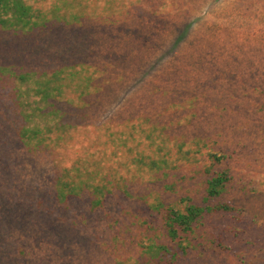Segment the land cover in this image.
<instances>
[{"label": "rangeland", "instance_id": "1", "mask_svg": "<svg viewBox=\"0 0 264 264\" xmlns=\"http://www.w3.org/2000/svg\"><path fill=\"white\" fill-rule=\"evenodd\" d=\"M26 3L34 28L0 25V264H264V0ZM68 66L85 68L53 76ZM162 156L177 167L147 166ZM66 169L106 185L100 204L58 197ZM182 198L235 210L204 212L183 249L164 225Z\"/></svg>", "mask_w": 264, "mask_h": 264}, {"label": "trees", "instance_id": "2", "mask_svg": "<svg viewBox=\"0 0 264 264\" xmlns=\"http://www.w3.org/2000/svg\"><path fill=\"white\" fill-rule=\"evenodd\" d=\"M0 25L4 28H12V27H21V28H34L37 25V22L34 20L33 8L31 5L26 3V0H0ZM78 67L84 69V66H68L64 70L55 72L53 76L55 78H59V74L64 71H68L70 75L76 73ZM24 78V76H21ZM53 81H48V88L41 86L40 84L36 88V93L41 94L42 100H45L50 104L52 101H56L59 99L60 94L57 92V88L51 86ZM89 87H93L92 84ZM38 109V107H37ZM40 109V108H39ZM40 116L47 115L43 108L40 110ZM22 113L26 121H31V114L26 113L25 108L23 107ZM52 113V111H48V115ZM60 128L64 127L65 124L61 123ZM29 131H33L35 135L38 131H41L39 128H24L20 132L21 138L24 140L25 144H29L30 136L28 134ZM50 131V129H48ZM36 137V136H34ZM186 143L178 144L179 150L183 151V146ZM189 153L186 150L183 154V158L189 159L187 156ZM212 161L215 163L221 162L225 156L217 153L210 152L209 154ZM181 157V158H182ZM177 162L175 160L170 159L166 156H162L158 159H151L150 162L147 163V166L150 169H165L177 167ZM207 169H210L208 167ZM230 180V176L227 171H222L215 173L207 182V200L209 198H217L219 197L225 190L227 183ZM108 183V181L106 182ZM86 188L92 191V194L95 197L93 199L94 204H100L101 196H103L106 192V185H94L90 183H86L84 180H75V177H72L69 170H64L63 174L58 178L56 182V192L60 199H65L67 195H78ZM181 202H185V208L178 209L175 206L166 207V217H165V228L167 231V235L169 238L177 244L179 247L186 249L184 244L183 236L185 235L189 238L193 234L194 223L202 216L204 212L207 211H234L235 207L230 204H219L216 206H207L201 207L192 202L190 198H182ZM156 207H164L162 203H158ZM157 254H160L162 250L165 249L164 246H157Z\"/></svg>", "mask_w": 264, "mask_h": 264}]
</instances>
